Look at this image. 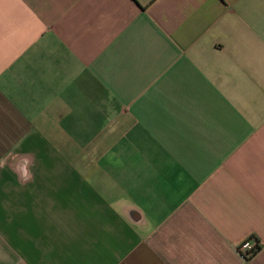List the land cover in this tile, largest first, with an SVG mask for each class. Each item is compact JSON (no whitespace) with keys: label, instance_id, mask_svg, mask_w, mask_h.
<instances>
[{"label":"crops","instance_id":"crops-1","mask_svg":"<svg viewBox=\"0 0 264 264\" xmlns=\"http://www.w3.org/2000/svg\"><path fill=\"white\" fill-rule=\"evenodd\" d=\"M0 264H264V0H0Z\"/></svg>","mask_w":264,"mask_h":264},{"label":"trees","instance_id":"trees-1","mask_svg":"<svg viewBox=\"0 0 264 264\" xmlns=\"http://www.w3.org/2000/svg\"><path fill=\"white\" fill-rule=\"evenodd\" d=\"M260 251V248L259 246L256 244L254 246V248L250 251V252H247L243 255L244 259L248 260L250 259L255 253H258Z\"/></svg>","mask_w":264,"mask_h":264},{"label":"built area","instance_id":"built-area-1","mask_svg":"<svg viewBox=\"0 0 264 264\" xmlns=\"http://www.w3.org/2000/svg\"><path fill=\"white\" fill-rule=\"evenodd\" d=\"M254 247L249 245V243H245L243 246H241V249L243 251L242 255H244L247 252H250Z\"/></svg>","mask_w":264,"mask_h":264},{"label":"clouds","instance_id":"clouds-1","mask_svg":"<svg viewBox=\"0 0 264 264\" xmlns=\"http://www.w3.org/2000/svg\"><path fill=\"white\" fill-rule=\"evenodd\" d=\"M21 178L24 179V180L26 181L27 179H30L31 177H30V175H29V176H22Z\"/></svg>","mask_w":264,"mask_h":264},{"label":"rangeland","instance_id":"rangeland-1","mask_svg":"<svg viewBox=\"0 0 264 264\" xmlns=\"http://www.w3.org/2000/svg\"><path fill=\"white\" fill-rule=\"evenodd\" d=\"M254 247V246H253Z\"/></svg>","mask_w":264,"mask_h":264}]
</instances>
